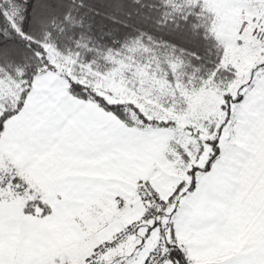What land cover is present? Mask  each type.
I'll return each mask as SVG.
<instances>
[{
	"label": "snow or ice",
	"instance_id": "obj_1",
	"mask_svg": "<svg viewBox=\"0 0 264 264\" xmlns=\"http://www.w3.org/2000/svg\"><path fill=\"white\" fill-rule=\"evenodd\" d=\"M0 264H264V0H0Z\"/></svg>",
	"mask_w": 264,
	"mask_h": 264
}]
</instances>
